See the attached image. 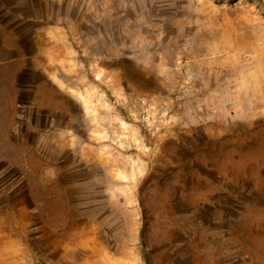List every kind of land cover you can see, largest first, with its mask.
Returning a JSON list of instances; mask_svg holds the SVG:
<instances>
[{
    "label": "rangeland",
    "instance_id": "1",
    "mask_svg": "<svg viewBox=\"0 0 264 264\" xmlns=\"http://www.w3.org/2000/svg\"><path fill=\"white\" fill-rule=\"evenodd\" d=\"M0 264H264V0H0Z\"/></svg>",
    "mask_w": 264,
    "mask_h": 264
},
{
    "label": "trees",
    "instance_id": "2",
    "mask_svg": "<svg viewBox=\"0 0 264 264\" xmlns=\"http://www.w3.org/2000/svg\"><path fill=\"white\" fill-rule=\"evenodd\" d=\"M24 195L26 196V198H27V200L29 201V202H33L34 201V197H33V195L30 193V192H28V191H25L24 192ZM36 206V208H37V204L35 205ZM34 210V209H33ZM32 210V216H33V218H37V213L35 212V211H33Z\"/></svg>",
    "mask_w": 264,
    "mask_h": 264
}]
</instances>
